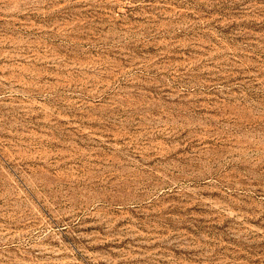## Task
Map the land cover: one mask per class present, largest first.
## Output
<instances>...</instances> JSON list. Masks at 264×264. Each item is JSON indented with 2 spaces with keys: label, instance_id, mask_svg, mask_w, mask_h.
<instances>
[{
  "label": "rangeland",
  "instance_id": "rangeland-1",
  "mask_svg": "<svg viewBox=\"0 0 264 264\" xmlns=\"http://www.w3.org/2000/svg\"><path fill=\"white\" fill-rule=\"evenodd\" d=\"M0 264H264V0H0Z\"/></svg>",
  "mask_w": 264,
  "mask_h": 264
}]
</instances>
